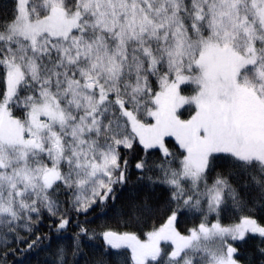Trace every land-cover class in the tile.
Segmentation results:
<instances>
[{
  "label": "snow or ice",
  "instance_id": "snow-or-ice-1",
  "mask_svg": "<svg viewBox=\"0 0 264 264\" xmlns=\"http://www.w3.org/2000/svg\"><path fill=\"white\" fill-rule=\"evenodd\" d=\"M0 264H264V0H0Z\"/></svg>",
  "mask_w": 264,
  "mask_h": 264
},
{
  "label": "trees",
  "instance_id": "trees-1",
  "mask_svg": "<svg viewBox=\"0 0 264 264\" xmlns=\"http://www.w3.org/2000/svg\"><path fill=\"white\" fill-rule=\"evenodd\" d=\"M17 258H19V257H17Z\"/></svg>",
  "mask_w": 264,
  "mask_h": 264
}]
</instances>
